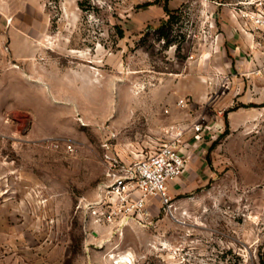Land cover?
<instances>
[{
    "label": "rangeland",
    "instance_id": "374dc122",
    "mask_svg": "<svg viewBox=\"0 0 264 264\" xmlns=\"http://www.w3.org/2000/svg\"><path fill=\"white\" fill-rule=\"evenodd\" d=\"M214 2L0 0V264L262 263L264 74L223 76ZM197 119L218 124L189 140L198 166L170 182L171 205L150 198L123 228L79 208L108 143L132 160Z\"/></svg>",
    "mask_w": 264,
    "mask_h": 264
},
{
    "label": "built area",
    "instance_id": "2783aa9c",
    "mask_svg": "<svg viewBox=\"0 0 264 264\" xmlns=\"http://www.w3.org/2000/svg\"><path fill=\"white\" fill-rule=\"evenodd\" d=\"M230 8L240 32L252 39L247 56L257 64L253 74H264V0L222 1ZM214 25L210 22V28ZM213 38L217 44L220 34ZM261 57L254 59V53ZM222 75V74H221ZM223 76L229 80L232 74ZM217 120L197 119L190 124L173 121L165 126L161 134L151 137L147 144L130 152L132 160L123 157L117 147L107 144L105 148V173L97 188L94 200L81 201L87 217L95 224H110L118 227L132 222L140 223L149 213L150 198L160 197L163 205H171L170 182L187 170L191 147L189 140H203L207 133H214ZM73 151L74 148L69 146Z\"/></svg>",
    "mask_w": 264,
    "mask_h": 264
},
{
    "label": "crops",
    "instance_id": "0c3cea01",
    "mask_svg": "<svg viewBox=\"0 0 264 264\" xmlns=\"http://www.w3.org/2000/svg\"><path fill=\"white\" fill-rule=\"evenodd\" d=\"M222 1H230V0H216L214 2L217 6H222L220 3ZM217 8V7H216ZM221 9L223 12H217L216 17H209L208 20L214 25L213 28L210 30L211 36H214L215 34L219 33L220 37L217 42V44H214L213 52H215V57L217 58L215 61L217 64L220 65V70L224 73H230L232 74V68L240 70L242 73L244 70H252L256 67V63L254 60L250 61L249 57L247 56L250 46L252 45V39L248 35H245L244 33L240 32L237 28V25L235 23V20L231 16L230 8L227 6H222ZM227 13V14H226ZM21 40V39H20ZM24 49H21L20 52L21 55H26L27 50L30 49L32 46L29 41H24L23 43ZM212 46V45H211ZM212 51V49H211ZM208 49V52H211ZM254 53V59H259L261 57L259 52H253ZM212 53H206V60L212 61ZM209 64V63H207ZM208 66V65H207ZM186 80V79H185ZM237 82V81H236ZM239 84V83H238ZM190 86L188 83L184 81L183 86V93L185 95L191 93ZM148 140L143 141L142 144H140V148L145 146L147 144ZM194 158L193 160H196ZM192 161V160H190ZM197 162H190L188 170L184 172L187 173L189 171H192L197 168L198 164ZM183 174V175H184ZM197 174V173H195ZM193 174V176L195 175ZM182 175V176H183ZM192 177V176H190ZM188 177V178H190ZM187 178H180L179 182L183 185V187L180 190L184 189L185 181ZM172 185H169V193L170 195L172 193H175L171 190ZM179 190V191H180ZM172 196V195H171Z\"/></svg>",
    "mask_w": 264,
    "mask_h": 264
},
{
    "label": "trees",
    "instance_id": "16d2710c",
    "mask_svg": "<svg viewBox=\"0 0 264 264\" xmlns=\"http://www.w3.org/2000/svg\"><path fill=\"white\" fill-rule=\"evenodd\" d=\"M166 10H168V9H166ZM262 263L261 264H264V260L262 259V261H261Z\"/></svg>",
    "mask_w": 264,
    "mask_h": 264
}]
</instances>
